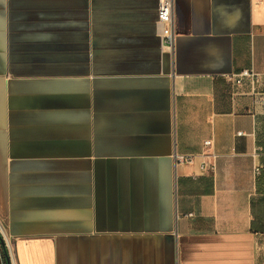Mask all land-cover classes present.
<instances>
[{"label": "crops", "instance_id": "obj_1", "mask_svg": "<svg viewBox=\"0 0 264 264\" xmlns=\"http://www.w3.org/2000/svg\"><path fill=\"white\" fill-rule=\"evenodd\" d=\"M159 5L0 0V264H264V0Z\"/></svg>", "mask_w": 264, "mask_h": 264}, {"label": "built area", "instance_id": "obj_2", "mask_svg": "<svg viewBox=\"0 0 264 264\" xmlns=\"http://www.w3.org/2000/svg\"><path fill=\"white\" fill-rule=\"evenodd\" d=\"M158 22L160 27H162L161 36L164 46L172 49L174 46V0H160ZM246 78L252 79L255 84L258 81L259 75L251 70H243L240 73L234 74L231 79L236 85H242ZM253 96L257 102H260L264 106V92H258L254 89ZM239 135H242V132H239ZM205 145L211 146L212 141H206ZM180 160L186 159L181 157ZM254 172L258 176L261 173V169L256 167Z\"/></svg>", "mask_w": 264, "mask_h": 264}, {"label": "trees", "instance_id": "obj_3", "mask_svg": "<svg viewBox=\"0 0 264 264\" xmlns=\"http://www.w3.org/2000/svg\"><path fill=\"white\" fill-rule=\"evenodd\" d=\"M0 239H2L1 235H0ZM5 251H6L5 255H6L7 264H10L8 252H7V250H5Z\"/></svg>", "mask_w": 264, "mask_h": 264}, {"label": "water", "instance_id": "obj_4", "mask_svg": "<svg viewBox=\"0 0 264 264\" xmlns=\"http://www.w3.org/2000/svg\"><path fill=\"white\" fill-rule=\"evenodd\" d=\"M1 240V239H0ZM2 241V240H1ZM3 246H5L4 242H2Z\"/></svg>", "mask_w": 264, "mask_h": 264}]
</instances>
